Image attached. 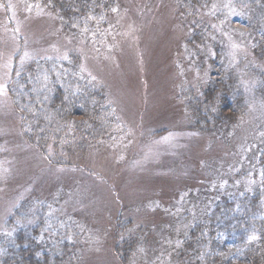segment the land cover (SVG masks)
Here are the masks:
<instances>
[{
	"label": "rangeland",
	"instance_id": "1",
	"mask_svg": "<svg viewBox=\"0 0 264 264\" xmlns=\"http://www.w3.org/2000/svg\"><path fill=\"white\" fill-rule=\"evenodd\" d=\"M178 1L120 0L75 35L38 3L0 0V257L34 232L54 254L74 245L77 264H122L131 236L145 240L133 264H196L181 249L204 191L264 190V101L217 134L185 106L225 72L244 86L264 72L250 0ZM72 92L85 111L69 115Z\"/></svg>",
	"mask_w": 264,
	"mask_h": 264
},
{
	"label": "trees",
	"instance_id": "2",
	"mask_svg": "<svg viewBox=\"0 0 264 264\" xmlns=\"http://www.w3.org/2000/svg\"><path fill=\"white\" fill-rule=\"evenodd\" d=\"M31 1L53 12L62 23L64 30L68 33L76 32L77 34L75 35L83 32V28L87 29L94 23L102 22L112 17L116 5L120 3V0ZM218 1L179 0L178 2L181 12L184 13L187 11L183 8L182 4H188L193 11L197 12V9H204L206 6L210 7L212 3ZM250 6L252 13H255L252 33L256 37V44L252 46V50L255 57L264 61V0H250ZM188 16L191 17L193 15L189 14ZM247 70L246 73L248 74ZM225 73V76L220 77L219 80L211 81L202 91H194L195 93L189 100L185 101L191 125L195 131L201 132L198 123H208L210 119L212 120V124L206 126V132L212 131L217 134L216 132H219L223 128H231L233 124L237 123L239 117H242L249 110L254 102L257 100L264 101L263 71L256 69V67H249V73H252L254 76H248L247 79H250L251 83L245 86L242 73H235L233 71ZM244 79L246 81L245 77ZM13 95V100H16V97H13ZM75 96L72 92L71 99L73 102L75 100V104L69 115L81 113L82 109L85 111V108L79 106L78 103L85 102L86 100L84 98H77L81 97L80 95ZM55 98L62 97L58 95H54V98L50 97V105H55L56 103L57 107L61 104V101L58 103ZM90 99L99 102L97 97L93 95L89 97ZM230 100L232 101L231 105L229 104ZM92 118V115H88L85 119L89 122H94ZM26 137L30 143L34 142L33 137H30L28 133H26ZM85 140L88 141L87 138ZM49 143L50 141L48 140L47 144L49 145ZM221 170L214 171V175L220 174ZM220 177H218L219 180H215L220 181ZM220 189L217 185L215 190ZM206 193L204 191V196L201 197L200 201L198 200L200 202L199 207H201L200 212H197L199 217L194 218V216L189 217V215L187 217V221L192 219V223L188 229V233L184 236L181 249L183 257L188 258V260L196 264H264V190L254 187L250 193H243V195L232 199H225L224 196L218 199L216 193L211 198V193ZM212 202H214V205ZM210 204L214 207L209 208ZM207 206L208 208H206ZM128 227L130 228L129 223L126 228L128 229ZM33 234L34 232L32 233V237L29 236V238L24 234H19L17 242H15L17 249L8 248L9 246H7L5 250H8V254L0 257V263H78L74 245H69V249L66 245H58L59 250L57 251L59 253L54 254L48 249L44 250V245L38 242ZM144 242V236H141L140 240L137 237L131 236L128 240L122 241L121 256L123 255L124 257L122 264H133L136 257L135 252ZM225 243H227L226 249L223 248Z\"/></svg>",
	"mask_w": 264,
	"mask_h": 264
}]
</instances>
